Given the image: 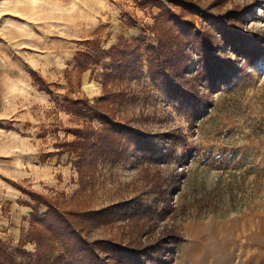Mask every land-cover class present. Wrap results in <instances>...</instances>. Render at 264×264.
I'll list each match as a JSON object with an SVG mask.
<instances>
[{"label": "rangeland", "instance_id": "obj_1", "mask_svg": "<svg viewBox=\"0 0 264 264\" xmlns=\"http://www.w3.org/2000/svg\"><path fill=\"white\" fill-rule=\"evenodd\" d=\"M187 1L200 11L169 6L188 25L166 46L144 0H0V264H127L86 243L141 248L172 231L171 264H264V62L247 42L264 41V0ZM138 37L106 78L109 52ZM158 60L209 106L201 119L154 77ZM210 63L231 83L218 88ZM67 99L123 127L109 133ZM89 134L111 147L83 162L73 149ZM42 197L76 222L33 224Z\"/></svg>", "mask_w": 264, "mask_h": 264}, {"label": "trees", "instance_id": "obj_2", "mask_svg": "<svg viewBox=\"0 0 264 264\" xmlns=\"http://www.w3.org/2000/svg\"><path fill=\"white\" fill-rule=\"evenodd\" d=\"M144 3L153 4L159 9H161V14L158 19L161 25L160 29L164 33L169 32L168 37L166 39V46L173 44L174 41L171 38H173L174 36H179L181 31L186 29V25H188V22L186 21L177 20L174 11L170 9L169 6L174 5L184 8L187 12L193 15L198 14V12L200 11V8H197L192 2L187 0H169L167 3L162 0H144ZM236 37L237 35L233 32L231 36H229V38L231 39V42H229L231 46L232 44L241 43V39ZM242 40L244 41V39ZM122 41L123 42L121 44H119L115 49L109 52L113 61L110 65V68L107 69V71L105 72L106 78L114 77V74L117 72V67H119L120 64L122 65L126 63L125 67L129 66L128 62L130 61H128V58L130 57V55L134 53L139 54L140 50L143 48L144 45L143 37L135 38V40L129 42L124 41L123 39ZM248 41L253 43L252 47L248 50V57H259L261 61L264 62V41L257 43L256 45L254 44L255 37L248 38L247 42ZM159 45V51H161L163 48V41H160ZM153 48L154 47L152 45L149 46L148 51L150 52ZM154 50L155 48L153 49V51ZM84 57H86V61L78 57V59L81 60L80 65H82L83 63L87 65V62L90 61V56L88 54H85ZM165 69L166 67L164 65L163 60H158L156 66L151 70V72L154 77L159 74V77L166 84V89H168L169 93H171L172 96L175 97V100L180 101V103L183 105V108L192 119H201V117H203L208 112L209 106L205 103V101H203L202 97L200 98L193 91H190L185 88L182 89L177 84V80L173 73H166ZM207 72L209 78L215 80V82L220 81L219 85L217 86L218 88L219 86L222 87L231 83L230 79H228L229 72H226L223 66H217L214 63H210ZM66 103V108H68L70 111H78L79 114L83 115L84 117L99 120L101 123L106 125V130L109 133L116 132L117 130H120L123 127V124L117 123L112 120L107 111L102 110L100 107H97L96 105H93L90 102H83L82 100L75 99H67ZM90 137H92L91 134L88 135V141H85L83 143L86 144V147H80L81 143L78 142L77 146L79 149H73V152L82 150L81 154L78 153V155L80 156V159L83 162H86L87 160L92 158V155L95 153L96 150H99V154L100 152H106V150L111 147L106 143L102 144L103 142L101 140V137L97 139H91ZM40 203H44L46 206H48L49 211L47 213H43L42 215L33 214L34 219L32 218L31 220L33 224L37 225L39 221L43 222L45 220H51L53 222V226L55 223L59 224V222H64L66 224L76 222V219L71 217L68 212L58 209L51 201L47 200L46 198L42 197ZM50 228L51 226L49 225H43L42 231L45 232L46 237L50 236ZM32 232H34L33 229H31L28 232L27 236L24 237L25 240L23 243H27V241L36 240V238L33 237ZM173 233L174 231H172V233H170L166 238L164 237L163 239L158 240L157 243L154 245L141 246V248H137L131 245L122 246L121 244L116 243L114 240H100L92 242L90 244L86 243V245L90 248V250L96 249L103 253H106L107 255L110 254L113 257L122 259L123 261L127 260V262H125L127 264H171V260L174 254L176 253L175 245L181 242L182 240L180 234ZM86 251H89V249H86Z\"/></svg>", "mask_w": 264, "mask_h": 264}]
</instances>
